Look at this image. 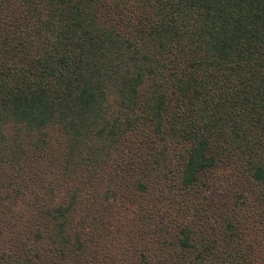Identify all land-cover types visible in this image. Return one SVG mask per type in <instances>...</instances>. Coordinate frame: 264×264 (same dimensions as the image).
Masks as SVG:
<instances>
[{"label": "trees", "instance_id": "16d2710c", "mask_svg": "<svg viewBox=\"0 0 264 264\" xmlns=\"http://www.w3.org/2000/svg\"><path fill=\"white\" fill-rule=\"evenodd\" d=\"M0 235V264H264V0H0Z\"/></svg>", "mask_w": 264, "mask_h": 264}, {"label": "rangeland", "instance_id": "374dc122", "mask_svg": "<svg viewBox=\"0 0 264 264\" xmlns=\"http://www.w3.org/2000/svg\"><path fill=\"white\" fill-rule=\"evenodd\" d=\"M52 135L55 136V133L53 132ZM58 138H61L60 135H59V133H58ZM52 141H53L54 146H56V145H61L62 146V144H63L61 140H58L57 141L56 139H53ZM51 168H52V170H51L52 174L50 176V180H52L51 183L53 184V186L55 188H62V192H63L64 188H66L67 187V184H68L67 177H65L64 173L62 174V172L60 171L59 164L58 165H55V166H52ZM89 183H91V182L88 181V184ZM90 187H86L87 188V191H89V188ZM85 190L86 189H84V191ZM114 193H115V191L110 193V195L112 196V198L114 197ZM129 193L131 194V191H129ZM59 196H60V193H59ZM19 203H20L19 206H23L24 205L22 202H19ZM120 203H122V202H120V201L117 202L116 203V204H118L117 206H119ZM120 206H122V208H124L123 206H125V204H122ZM128 206H129V204L127 205V207ZM0 237H1V235H0Z\"/></svg>", "mask_w": 264, "mask_h": 264}]
</instances>
